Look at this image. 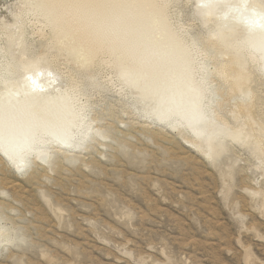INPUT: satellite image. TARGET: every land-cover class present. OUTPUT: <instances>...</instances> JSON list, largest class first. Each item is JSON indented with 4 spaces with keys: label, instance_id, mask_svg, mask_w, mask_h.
Masks as SVG:
<instances>
[{
    "label": "rangeland",
    "instance_id": "1",
    "mask_svg": "<svg viewBox=\"0 0 264 264\" xmlns=\"http://www.w3.org/2000/svg\"><path fill=\"white\" fill-rule=\"evenodd\" d=\"M163 8L188 52L158 33L170 48H157L161 76L141 90L140 74L133 79L130 70L115 69L109 53L86 64L69 54L35 0H0V79L15 85L35 76L25 93L57 97L47 102L51 107L69 98L71 110L100 130L25 167L0 156V264H264V154L225 137L211 160L178 128L142 112H152L161 98L154 87L166 75H183L190 56L207 68L193 75L207 76L217 91L212 109L220 124H247L234 116L248 104L251 120L264 126L262 72L249 62V92L238 96L218 76L222 65L231 67L228 55L210 46L219 35L230 44L245 41L244 25L263 32L253 14L264 13V0H220L214 10L197 0H165ZM246 11L252 17L241 20ZM144 21L137 27L149 28ZM15 59L24 62L15 66ZM8 85L0 83V107L18 95Z\"/></svg>",
    "mask_w": 264,
    "mask_h": 264
},
{
    "label": "bare ground",
    "instance_id": "2",
    "mask_svg": "<svg viewBox=\"0 0 264 264\" xmlns=\"http://www.w3.org/2000/svg\"><path fill=\"white\" fill-rule=\"evenodd\" d=\"M35 1L43 18L45 17L50 23L52 27L50 30L55 39L62 45L66 44L69 54H73L82 64H86L91 62L97 53H109L112 58L114 57L115 69L130 70L134 73L133 79L140 74L141 90L161 76L156 67L160 59L157 48L175 47L181 48L182 54L188 52L185 41L178 40L170 29L163 8L165 0ZM218 1L220 0H197L202 6L211 10H214V3ZM247 14L244 16L242 14L240 19L252 17L251 12ZM259 14L260 11L253 16L264 22V13ZM142 20L147 21L149 28L137 27V21L140 23ZM244 27L250 33L245 41H234L230 44L224 41L223 35H219L210 45L213 49L214 47L218 49L219 54L224 52L228 55L227 64L231 67H223L222 62L218 76L221 75L229 90L238 96L249 92L248 83L251 79L247 67L249 62L264 75V31L250 30L253 26L247 28L244 25ZM160 32L166 36L167 41L165 39L164 41L168 42L170 47L166 46L164 41H157L159 39L157 34ZM141 45L142 48L134 52L133 49ZM189 57L183 62L186 70L183 75H166L167 79L162 87H154L161 90V98L152 112L142 110L143 114L165 122L172 128H178V134L190 147L211 160L223 150L225 137L240 141L244 145H252L255 150L264 154V148L260 149L261 140H264L260 134L264 135V126L251 120L249 105L240 104L242 107L240 109L238 107L234 116L235 121L239 123L244 117L248 127L246 121L243 122L245 124L241 122L240 125L233 126L234 128L220 124L212 109L217 91L211 87L213 85L207 76L201 74L200 78L196 79L193 75L198 70H202L203 74L208 73L207 68L204 65L195 66ZM23 62L15 59L14 65L20 66ZM215 70L218 72L217 69ZM30 76L28 79L23 78L19 83L14 81L15 85L12 79H0L1 84L5 85L6 82L11 84L6 86L7 90L18 93L17 96L11 94L10 97H5L2 101L6 104L0 107V156L14 168L28 166L33 157L50 158L51 149L58 148L59 145L77 147L84 139L89 138V134L100 132L91 128V123L84 120L83 114L71 110L72 102L68 100L69 98L60 97L58 100L60 106L51 107L47 102L56 100L57 97L40 100L41 91L38 88L25 93L27 88L33 87L32 83L35 81V76ZM1 91L0 96L5 93ZM26 107H28L27 111L24 109ZM253 131H258L259 136H255Z\"/></svg>",
    "mask_w": 264,
    "mask_h": 264
}]
</instances>
